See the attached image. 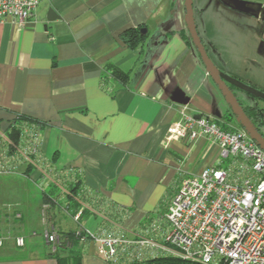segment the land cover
Instances as JSON below:
<instances>
[{
    "label": "crops",
    "instance_id": "obj_1",
    "mask_svg": "<svg viewBox=\"0 0 264 264\" xmlns=\"http://www.w3.org/2000/svg\"><path fill=\"white\" fill-rule=\"evenodd\" d=\"M184 4L39 0L36 17L21 25L0 23V130L18 116L42 124L46 173L1 176L30 180L40 196L25 198L24 187L21 200L1 205L0 264H58L45 234L81 228L164 245V216L181 180L219 165L216 144L168 141L169 126L184 114L237 123L194 47ZM49 9L56 14L51 21ZM193 17L214 66L264 93V0H193ZM142 28L145 39L129 48L123 33ZM112 67L128 74L124 85L109 76ZM232 91L242 107L264 108L263 101ZM76 182L83 194L77 221L75 199L62 188ZM51 188L59 190L56 199H43ZM9 229L13 237L5 235ZM161 247L155 255L164 254ZM74 251L80 264H108L90 239Z\"/></svg>",
    "mask_w": 264,
    "mask_h": 264
},
{
    "label": "built area",
    "instance_id": "obj_2",
    "mask_svg": "<svg viewBox=\"0 0 264 264\" xmlns=\"http://www.w3.org/2000/svg\"><path fill=\"white\" fill-rule=\"evenodd\" d=\"M38 5L39 0H0V23L21 25L36 17ZM258 122L264 129V110ZM9 126L0 130V176L28 169L45 176L40 126L21 120L16 136ZM167 133L168 141L216 144L219 165L181 180L164 216L162 247L149 237L129 240L120 233L79 229L93 241L97 255L108 264L118 263L119 254L141 262L161 247L163 255L200 264H264V151L237 124L204 116L184 114ZM45 239L53 252L57 236L47 233ZM16 245L23 246V239L17 238Z\"/></svg>",
    "mask_w": 264,
    "mask_h": 264
},
{
    "label": "trees",
    "instance_id": "obj_3",
    "mask_svg": "<svg viewBox=\"0 0 264 264\" xmlns=\"http://www.w3.org/2000/svg\"><path fill=\"white\" fill-rule=\"evenodd\" d=\"M140 29L135 30H127L123 33V40L125 41V44L128 45L129 48H136L144 39L145 36H140L139 34ZM109 76L116 79L120 84H125L128 79V74L121 72L117 68H109L108 69ZM242 106V105H241ZM246 115L251 120L252 124L256 127V129L260 132V124H259V118L263 113L264 108L259 107H243ZM21 120H27L30 122H35L39 126L40 124L38 121L32 120L30 118H26L23 116L16 117L9 126V130L12 136L18 135L17 128L15 127L19 121ZM238 126H240L238 123H236ZM14 138V137H13ZM15 139V138H14ZM26 173L29 172V169L25 171ZM67 195L69 198H74L75 203L71 205L73 208V213L77 212L80 213V204L83 202V194L81 195V189L79 188V182H76L72 184L68 191ZM55 199V198H52ZM68 205V204H67ZM88 236H85L84 232L78 230L76 232H66V233H60L57 237V242L55 246V250L50 253L51 256L56 258L58 264H80L79 263V255L76 254L74 251L76 246L81 240L87 239ZM59 250H64L68 253L67 257H61L58 253ZM118 263L116 264H200L195 261H188L184 260L175 256L171 255H152L151 257H146L141 262L136 261H128L124 257L122 258V255L119 254Z\"/></svg>",
    "mask_w": 264,
    "mask_h": 264
},
{
    "label": "water",
    "instance_id": "obj_4",
    "mask_svg": "<svg viewBox=\"0 0 264 264\" xmlns=\"http://www.w3.org/2000/svg\"><path fill=\"white\" fill-rule=\"evenodd\" d=\"M184 9H185V23L187 30L189 32L190 38L196 48L198 55L201 59L205 70L207 71L209 77L212 79L213 83L216 85L217 89L221 93V96L224 98L225 102L231 109L233 116L236 119V122L244 129V131L249 135V137L264 151V138L258 132L256 127L252 124L249 117L246 115L243 107L241 106L239 100L234 95L232 89L240 90L256 99H259L264 102V93L258 91L252 87H249L237 80L227 76L220 70H218L214 64L211 62L210 58L207 55L206 49L197 33L194 17H193V0H184ZM52 9L48 10L47 20L51 21L56 16ZM146 30L144 28L139 30L140 36H146Z\"/></svg>",
    "mask_w": 264,
    "mask_h": 264
},
{
    "label": "rangeland",
    "instance_id": "obj_5",
    "mask_svg": "<svg viewBox=\"0 0 264 264\" xmlns=\"http://www.w3.org/2000/svg\"><path fill=\"white\" fill-rule=\"evenodd\" d=\"M248 98H250V95H248ZM252 98L253 99L250 98V100H253L252 102H254L256 100V98H254V97H252ZM260 130H261V133L264 134V129L262 127H260ZM1 185L2 186H4V185L10 186L13 189V191H9V192H2L0 190V209H2V211H4V210H3V207L1 205L6 200L16 199V198L18 200L22 199L24 187H25V189L28 190L27 192H25L26 193L25 198H28V196H29V198H31L32 196H35L36 194H38L40 196V191L37 189V187L34 185V183L31 182L30 180H26L23 178H19V177H15V176H11V177H1L0 176V189L2 188ZM63 185L66 186L67 184L64 183ZM62 188L65 189V193L68 191V189H66L64 187H62ZM16 189H18V190L16 191ZM58 193H59L58 188H56L55 191L52 190V188H51V190H48V191H46V193L41 194V197L45 200L46 199L50 200V199L54 198V195H57ZM31 203L32 202H30V205H33ZM58 205L61 207H64L65 203L63 201H60ZM7 234H9V237H13L15 234V231L13 232V231H11V229H9V233H5V235H7ZM26 236H27V239H26V241H27L29 239H28V235H26ZM33 238L34 237H32V244H34V242L39 244V241H37V239L34 240Z\"/></svg>",
    "mask_w": 264,
    "mask_h": 264
}]
</instances>
